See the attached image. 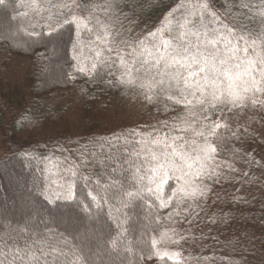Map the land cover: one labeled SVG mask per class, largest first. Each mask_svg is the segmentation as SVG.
<instances>
[{
	"label": "snow or ice",
	"instance_id": "obj_1",
	"mask_svg": "<svg viewBox=\"0 0 264 264\" xmlns=\"http://www.w3.org/2000/svg\"><path fill=\"white\" fill-rule=\"evenodd\" d=\"M4 5L6 0H0V6ZM228 5L247 9L248 13L233 15ZM20 6L45 21L42 27L48 29L49 36L64 26L75 27L72 58L77 61V71L92 74L98 65L107 67V74L115 77L116 84L140 90L149 103L163 97L171 102L165 103L164 111L175 112L149 131L133 129L90 140L92 147L83 146L79 163L71 161L64 166L58 158H45L43 171L55 178L40 186L36 195L49 203L75 199L79 179L86 186L94 183V190L103 188L104 196L88 193L98 208L101 201L115 199L119 204L114 207L117 213L138 202L155 209L147 217L149 225L153 217L160 223L161 209H171L164 218L173 220L181 210L187 212L193 207L189 202L206 198L211 189L205 181L221 175L217 157L227 146L220 130L239 140L229 120L249 109L264 111V0H239L238 4L226 0L224 11L215 9L212 0H180L175 10L179 16L169 13L158 28L138 39L123 38L113 24L102 22L96 15L97 10L107 14L118 7L115 0H105L104 5L94 0H21ZM22 15L27 17L29 12ZM250 21L256 22L255 27L249 26ZM37 24L39 21L29 25L33 30L28 35H41L35 31ZM85 30L95 35L89 49L94 55L89 58L77 54L82 52L80 33ZM83 59L91 60L90 67L81 66ZM89 160L110 168L107 183L102 185L99 178L93 180L83 171ZM228 167L235 171L233 165ZM171 181L176 182L174 187ZM112 188L116 192L109 197ZM83 207L90 211L91 205ZM122 214L125 219L117 220L116 236L106 242L110 251L122 248L133 257L128 264H137V259L145 257L180 256L179 252L157 248L158 243H179L168 235L175 229H165L159 241L152 237L150 250L134 252L132 241L125 243L128 230L124 225L129 217ZM64 223L63 216L48 220L39 213H30L20 221L0 219V264H96L100 252L93 249L87 235L72 236L71 216L60 230Z\"/></svg>",
	"mask_w": 264,
	"mask_h": 264
},
{
	"label": "trees",
	"instance_id": "obj_2",
	"mask_svg": "<svg viewBox=\"0 0 264 264\" xmlns=\"http://www.w3.org/2000/svg\"><path fill=\"white\" fill-rule=\"evenodd\" d=\"M96 4L104 5L105 0H94ZM215 9L224 11L226 0H212ZM237 4L239 0H236ZM258 3L259 0H254ZM118 5L114 10H109L106 14L102 9L97 10L99 19L102 22H128L131 19L141 18L147 25L164 20L169 13H180L175 11L180 0H115ZM21 0H6V5L0 6V48H6L11 54L27 57L32 64L30 89L33 98L32 103L38 104L40 98L56 90L65 89L70 85L68 76V67L73 61V42L77 39L75 27L64 26L59 32L48 35V29L42 27L45 21L35 16L26 7H21ZM233 15H238L243 11L248 13L247 9L241 10L239 7L228 5ZM29 12L27 17L22 14ZM46 15V14H45ZM86 15V13H85ZM111 17V19H110ZM160 18V19H159ZM37 24L35 31L41 33L39 36H30L28 32L33 29L30 24ZM256 22L250 21L249 26L255 27ZM92 35L80 33V39L90 41ZM115 71V70H114ZM109 69L102 65L97 66V72L84 75L78 73L75 80L85 83L87 93L91 96L97 94L104 98H109L121 93L134 92L133 88L123 87L115 83V77L108 75ZM119 75V72H116ZM112 81V83H109ZM164 99V98H163ZM165 100V99H164ZM170 103V102H168ZM34 106V105H32ZM31 106V107H32ZM7 111V112H5ZM16 117V116H15ZM11 117L8 108L1 101L0 96V132L2 139L7 144L5 155L0 158V219L8 218L15 221L26 220L31 213L45 219L51 220L52 217L59 218L63 216L65 223L60 226L63 230L67 226L68 216L72 217L73 224L69 228L72 236L82 237L87 235L90 245L95 251H99L96 264H128L129 259H133L123 249L119 252L110 251L107 241L116 236L118 232L117 220H124L122 213H127L129 217L124 227L128 230L126 233L125 243L132 241L134 252L141 249H151V238L157 236L162 228V209L158 213L161 221L157 224L152 219L149 225V219L155 209H149L142 202L131 209H123L122 213H117L114 207H119L115 199H108L105 203L101 201L98 208L92 204L91 196H104L103 188L95 189V184L85 185L82 180L77 179L74 192L75 199L58 200L55 203H49L43 197L36 194L40 186L47 183L51 177L44 170L45 162L38 158L32 152L26 153L23 145H13L9 136L12 137V129H16L17 117ZM6 125L8 128L6 129ZM224 133L227 146L218 157L229 158L236 164L248 167L251 164L253 150L256 146L254 135L241 129L238 131L240 139L237 140L227 134V131L220 130ZM116 133H113V135ZM108 132L93 133L90 140H99L108 136ZM85 136H73L70 142H81L75 144L77 153L83 150V146L92 147L90 143H84ZM48 142H52L49 139ZM41 151L43 155L51 150L46 145H36V150ZM235 150V152L233 151ZM80 158V156H79ZM43 161V162H42ZM80 162V161H79ZM78 162V163H79ZM244 167V168H245ZM256 169L262 170L263 178L258 177L249 180V196L233 197L231 204L239 211L237 222L248 226V231L241 236L223 242L211 236L192 237L191 242L194 246H201L205 253H209V260L212 264H264V164H260ZM83 171L91 174L93 180L99 178L101 184L108 182L110 168H102L98 163L89 160L88 167ZM116 178H121L117 175ZM210 181V179H209ZM167 188V187H166ZM168 190V188H167ZM115 188L108 191V196H114ZM91 205L90 211H85L83 205ZM111 212V216L109 213ZM236 222V219H235ZM56 227L55 224H50ZM127 257V259H124ZM148 258L138 260L137 264H145ZM167 264H192L191 261L168 262Z\"/></svg>",
	"mask_w": 264,
	"mask_h": 264
},
{
	"label": "rangeland",
	"instance_id": "obj_3",
	"mask_svg": "<svg viewBox=\"0 0 264 264\" xmlns=\"http://www.w3.org/2000/svg\"><path fill=\"white\" fill-rule=\"evenodd\" d=\"M96 15L99 17V14ZM164 21L165 19L147 25L141 18H135L125 23L121 21L117 24L115 21L112 24L115 29L122 32L123 38L138 39L154 31ZM94 24L95 21L90 27ZM81 33L92 35V40L84 41L81 38L83 48L82 52L77 54L89 58L94 55L89 49L92 47L91 42L95 40V35L86 30ZM76 64L77 61L73 60L68 67L70 85L43 96L36 104L32 103L30 89L31 61L27 57L11 54L6 48H0L1 101L8 108L11 117H17L16 129L13 128V135L9 136L13 145H23L22 149L24 148L26 153H34L32 155L43 159L45 163V158L51 157L64 161V166H67L71 161L77 163L80 161L78 147L73 145L75 142H70L73 136L83 135L86 139L84 143H89V137L93 133L108 132V136L113 137V133L120 134L133 129L149 131L152 125H157L161 120H169L175 115V112L164 111V105L168 101L163 97L154 103H149L138 89L109 98L97 94L91 96L87 93L85 83L75 80L76 74L82 73L76 70L74 67ZM90 64V59H83L81 66L90 67ZM215 118L214 116L213 119ZM229 123L237 132L247 129V132L254 135L256 146L251 164L245 167L229 158L217 157V163L220 164L218 171L221 175L205 181L211 189L206 198L189 202L193 207L187 212L181 210V214L174 216L173 220L164 218L171 209H162L161 232L165 229H175V233L169 232L168 235L179 243H158L157 248L161 251L167 250L169 253L179 252L180 256L171 259L153 256L152 259H147L145 264L183 263L187 260L192 264H212L209 260L210 254L205 253L201 246H194L191 242L192 237L211 236L227 242L236 236H241V231L246 233L249 230L248 226L237 222L240 217L239 211L230 201L234 200L233 197L250 195L248 179L263 178L262 170L256 167L259 163L264 164V111L246 110L245 113L230 119ZM227 134L230 135L228 132ZM49 139H52V142H48ZM37 144L51 147V150L43 155L41 151L36 150ZM6 149L7 144L0 132V158L5 155ZM229 164L234 166L235 171L229 169ZM53 178L55 177H51ZM170 183L173 187L176 184L175 181ZM168 190L165 189L166 192ZM160 233L153 236L158 241Z\"/></svg>",
	"mask_w": 264,
	"mask_h": 264
}]
</instances>
